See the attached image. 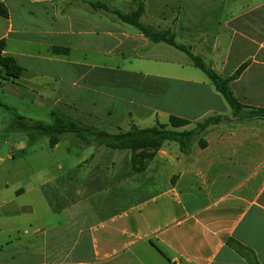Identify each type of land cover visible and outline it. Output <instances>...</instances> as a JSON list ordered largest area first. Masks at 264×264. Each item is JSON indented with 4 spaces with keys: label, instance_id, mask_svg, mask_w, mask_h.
<instances>
[{
    "label": "crops",
    "instance_id": "0c3cea01",
    "mask_svg": "<svg viewBox=\"0 0 264 264\" xmlns=\"http://www.w3.org/2000/svg\"><path fill=\"white\" fill-rule=\"evenodd\" d=\"M138 4L143 25L169 31L221 77L242 68L231 92L244 106L264 108V0H0L2 54L21 69L13 78L0 67V103L10 95L110 132L137 118L133 110L112 119L111 101L134 105L139 116L144 107L108 88L134 84L142 92L150 79L155 119L186 120L179 130L214 119L219 128L187 153L166 142L139 174L129 158L71 134L48 144L69 143L57 175L31 170L24 183L0 185V264H248L230 241L264 264V121H239L184 53L152 43L111 12ZM127 60L154 71L130 69ZM103 104L106 114L97 112ZM38 140H3L0 164Z\"/></svg>",
    "mask_w": 264,
    "mask_h": 264
},
{
    "label": "trees",
    "instance_id": "16d2710c",
    "mask_svg": "<svg viewBox=\"0 0 264 264\" xmlns=\"http://www.w3.org/2000/svg\"><path fill=\"white\" fill-rule=\"evenodd\" d=\"M103 9H106L105 6ZM111 12L119 20L133 26L152 43H165L184 53L192 65L209 78L216 91L233 111V116L239 121L254 119L264 121V108H253L240 104L229 88V83L240 75L242 68L231 77H221L207 66L201 57L194 55L189 47L178 44L169 31L161 32L143 25L140 22L143 13V6L141 4H138L135 11L128 14L118 11ZM0 14L3 16L7 15L6 9L2 5H0ZM3 50L4 43L0 42V67L8 76L13 78L19 77L21 73L20 67L13 58L4 56L2 54ZM51 117L52 122L50 124L35 123L28 125L23 122V118L20 115L15 113L14 124L18 130L27 134L28 139L31 141L41 137L48 138L49 146L58 144L61 136L71 134L95 148L102 147L110 151L129 152L130 171L135 174L143 173L146 170L148 164L155 158L157 152L166 142L176 143L181 153H187L194 143L204 148L206 146L204 135L211 126L216 124V120L207 119L197 123L193 129L179 130L187 126L188 122L172 116L169 118L167 125L157 123L150 128L135 127L124 134L114 135L95 127L78 124L72 119L61 117L54 112L51 113ZM229 245L248 264H260L251 249L234 241H230Z\"/></svg>",
    "mask_w": 264,
    "mask_h": 264
},
{
    "label": "rangeland",
    "instance_id": "374dc122",
    "mask_svg": "<svg viewBox=\"0 0 264 264\" xmlns=\"http://www.w3.org/2000/svg\"><path fill=\"white\" fill-rule=\"evenodd\" d=\"M117 61H115L116 63ZM125 66L129 67L130 69L137 68L142 69L144 72H152L154 71L153 67H150V64L148 62H140V61H126ZM200 71V70H199ZM197 71V72H199ZM114 79V78H113ZM112 79V80H113ZM115 81H117V78H115ZM150 79H144L143 81V91L142 92H135V85L131 84L129 86L125 87H114L111 85L109 89V93L113 95H117L118 97H125L126 100H133L136 104H141L144 108H139L142 113L141 116L140 113L135 114V106H128L129 108H124L125 106H118V103L116 101L110 102V107H114L112 114V119H116L121 121L125 114H127L129 111L132 112L134 110V115L137 117L136 120H134V124H132V121H125V123H121V125H113V127H110V134L118 135V134H124L131 130L132 128H150L156 123L160 124H168V118L163 115H159L158 120L154 118L153 115H151V111L153 107H155V98L153 97V94H151L150 91ZM148 91V92H145ZM0 96L2 97V94L0 93ZM4 97H7L8 104L0 103V146L3 147V140H7L10 142L11 146L14 141L19 140L21 138H26L27 134H25L23 131L18 130L14 124V115L15 113L18 115H35L38 117L40 121H42L45 124H50L52 122V118L50 117V114L47 110L43 109H37L32 106H26L23 104V102L17 98H13L10 95L3 94ZM159 104V103H158ZM119 108H118V107ZM105 104H103L97 112L101 114H106V109L104 108ZM117 107V108H116ZM231 111V109L229 108ZM233 112V111H231ZM233 114V113H232ZM140 117V118H138ZM157 121V122H156ZM215 125L211 126L209 130L205 133V137L207 136H214L216 132H219L218 127H214ZM213 127V128H212ZM73 136V135H70ZM204 137V139H205ZM13 141V142H12ZM174 143V142H172ZM177 145L176 143H174ZM69 147V143L63 139V141L60 144V147L56 150H52L48 146V138L43 137L40 138L33 146L29 148V150L23 154V153H15L14 158H6V155H2L4 157V162L0 164V185L3 182H8L10 185H17L19 183L25 182V172L26 171H39L41 169L45 170V173L48 175H57V163L62 158L63 154L65 153V149ZM9 150V146L7 148ZM6 150V151H7ZM111 153L118 154L117 159L120 161L127 160L130 156L129 152H117V151H110ZM128 182V181H127ZM159 186L161 185L158 184ZM23 229V228H22Z\"/></svg>",
    "mask_w": 264,
    "mask_h": 264
}]
</instances>
